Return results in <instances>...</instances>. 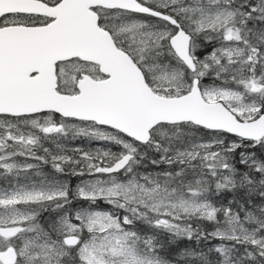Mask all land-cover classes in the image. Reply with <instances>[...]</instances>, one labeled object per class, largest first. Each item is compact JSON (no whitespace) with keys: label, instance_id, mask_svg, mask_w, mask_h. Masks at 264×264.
<instances>
[{"label":"snow or ice","instance_id":"snow-or-ice-1","mask_svg":"<svg viewBox=\"0 0 264 264\" xmlns=\"http://www.w3.org/2000/svg\"><path fill=\"white\" fill-rule=\"evenodd\" d=\"M0 179V264H264V0H0Z\"/></svg>","mask_w":264,"mask_h":264},{"label":"trees","instance_id":"trees-1","mask_svg":"<svg viewBox=\"0 0 264 264\" xmlns=\"http://www.w3.org/2000/svg\"><path fill=\"white\" fill-rule=\"evenodd\" d=\"M230 199H232V193L224 192L220 194L219 200L221 202L227 203V201ZM185 249H193L197 252L201 250L207 251V248L203 243L197 244L194 240L189 241L184 239L171 243L170 246L166 248L165 252L162 254L166 255L170 260H172L173 264H196L195 261H191L189 259H180V253L183 252Z\"/></svg>","mask_w":264,"mask_h":264},{"label":"rangeland","instance_id":"rangeland-1","mask_svg":"<svg viewBox=\"0 0 264 264\" xmlns=\"http://www.w3.org/2000/svg\"><path fill=\"white\" fill-rule=\"evenodd\" d=\"M65 138L67 140H73V141H76V139H80L84 143V145H87L85 147H87L88 149H96V148L104 147V143L103 142L95 141V140H90L89 138H86V137H76V138H72L71 136H68V137H64V139ZM60 142L62 143V145H63L64 148H66L68 146L67 145L68 142H66V141H60ZM52 146L55 147L54 143H52ZM52 146L50 148H53ZM77 148H79V147H77ZM68 149L71 150L73 148L72 147H68ZM113 150H115V149H113ZM257 154L258 155L260 154L259 151H257ZM43 169H44V167H43ZM42 171L44 172V170H42ZM20 179L23 182V176H21ZM72 182L75 183V184L77 183V181H76L75 178H72ZM5 183L6 182L4 180L0 179V187H3L5 185ZM75 184H74V186H75ZM102 207H107V206L102 205Z\"/></svg>","mask_w":264,"mask_h":264},{"label":"flooded vegetation","instance_id":"flooded-vegetation-1","mask_svg":"<svg viewBox=\"0 0 264 264\" xmlns=\"http://www.w3.org/2000/svg\"><path fill=\"white\" fill-rule=\"evenodd\" d=\"M61 141L68 142L67 143L68 146L66 147V149H68V147H72L73 149L79 147V148H84V149L88 150V148L85 147L87 145H84V143L80 139H76V141H73V140H67L66 138L65 139L63 138ZM51 146H52V142L51 141H45L44 142V147L50 148ZM38 154H42V153H38ZM30 162L34 163V161H31V160H30ZM42 166L44 167V169L42 167V170H44L45 174H49V173H51L53 171L50 164L42 165ZM71 183H72V186H74L75 183H73L72 181H71Z\"/></svg>","mask_w":264,"mask_h":264}]
</instances>
